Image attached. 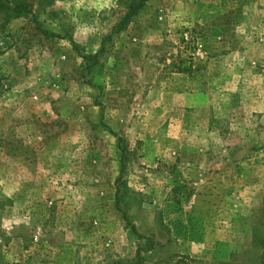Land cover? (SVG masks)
I'll use <instances>...</instances> for the list:
<instances>
[{"label":"rangeland","instance_id":"rangeland-1","mask_svg":"<svg viewBox=\"0 0 264 264\" xmlns=\"http://www.w3.org/2000/svg\"><path fill=\"white\" fill-rule=\"evenodd\" d=\"M0 264H264V0H10Z\"/></svg>","mask_w":264,"mask_h":264},{"label":"trees","instance_id":"trees-1","mask_svg":"<svg viewBox=\"0 0 264 264\" xmlns=\"http://www.w3.org/2000/svg\"><path fill=\"white\" fill-rule=\"evenodd\" d=\"M10 0H0V13L6 14L8 17H22L26 15H33V11L30 7L24 4H17L10 6Z\"/></svg>","mask_w":264,"mask_h":264}]
</instances>
